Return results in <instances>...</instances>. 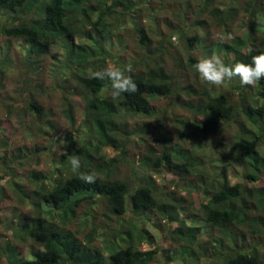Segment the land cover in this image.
Listing matches in <instances>:
<instances>
[{"label":"trees","instance_id":"trees-1","mask_svg":"<svg viewBox=\"0 0 264 264\" xmlns=\"http://www.w3.org/2000/svg\"><path fill=\"white\" fill-rule=\"evenodd\" d=\"M140 12H148L145 23L139 22ZM197 13L200 20L183 24V17ZM153 17L164 29L152 26ZM116 21L133 25L130 55L120 36L114 38ZM192 29L196 31L190 36ZM214 30L220 39L213 38ZM175 35L178 59L170 54ZM0 37L7 40L0 47L1 82L18 68L13 43L22 42L26 51L20 98L3 92L0 106L6 101L23 104L24 115L42 133L56 131L58 124L52 121L51 94L40 74L58 39H67L68 57L76 66L70 75L61 72V81L56 77L52 86L70 122L66 145L40 149L9 144L7 154L0 153V183L8 178L9 188L30 214L29 221L25 213L0 216V264H264V187L259 185L264 177V80L245 86L234 77L226 82L227 90L214 95L197 80L183 82L179 74L186 65L195 71L200 59L213 54L234 65L251 63L253 56L264 53V0H0ZM128 64L139 88L135 94L113 100L102 91L110 81L90 76V71ZM72 76L78 84L68 88ZM149 134L159 136V148L148 144ZM222 144L236 146L234 153L221 149L216 154ZM109 148L118 153L112 157ZM141 149L137 165L129 154ZM47 150L50 171L31 170ZM80 150L86 157L97 156L89 167L81 160L80 169L95 172V183L83 182L71 170L68 156H81ZM127 161L136 176L149 177L147 185L135 190L115 177L120 162ZM239 162L247 169L245 181L232 184L228 170ZM163 171L171 178L157 183L153 176ZM170 186L204 198L200 212L191 214L200 222L196 233L174 227L177 222L168 219L179 208L168 199L176 194ZM6 189L0 185L2 200ZM175 199L187 205L184 197ZM128 209L139 218L157 211L169 221L160 232L161 244L141 247L152 241L134 220L124 221ZM100 211L108 224L97 225ZM112 215L118 217L114 230L109 229ZM86 232L87 242L81 240ZM25 244L33 247L31 259L25 258Z\"/></svg>","mask_w":264,"mask_h":264},{"label":"rangeland","instance_id":"rangeland-1","mask_svg":"<svg viewBox=\"0 0 264 264\" xmlns=\"http://www.w3.org/2000/svg\"><path fill=\"white\" fill-rule=\"evenodd\" d=\"M121 9L125 8L123 5L119 6ZM148 12H140L138 14V18H139V22L140 23H145V17L146 14ZM150 14H152V12H150ZM148 16V15H147ZM160 17V16H159ZM158 18V17H157ZM156 17H153L152 20V26L153 27H158L160 26L161 28L164 29L165 25L162 24L159 20H157ZM201 16L198 15L197 13V17L195 16H186V19H184V17L182 18V22L183 24L187 25V26H192L194 23H196V21L200 20ZM133 22V20H132ZM116 27V28H115ZM133 25H130L129 27H126L125 25H119L118 22L116 21L114 26H113V32L115 33V39L118 38L117 35L120 36L119 40L123 43L124 46H127V50H128V55L131 54V50H132V44L130 42V37L133 35V30H132ZM165 30L167 31V29L165 28ZM193 30V29H192ZM190 30V36L194 35L196 29H194L193 31ZM202 33L204 32L202 29H199ZM213 33V38L215 39H220V37L217 35V33L214 31H212ZM237 33V32H236ZM235 33V34H236ZM226 38V37H223ZM127 40H129V43L127 44ZM173 44H174V48L170 49V54L174 59H178L179 56L176 52V47H178L179 45V38L175 35L172 38ZM7 43V40L3 37H0V47H4ZM24 44L22 42H14L12 45V56L16 57L17 59V65L18 68L17 69H13L12 71H8L6 75H4V80L3 82L0 81V87L2 85H4V89L0 88V94L3 93L4 96L5 95H10V96H14V100L19 99L20 95L22 93V90L25 86V78L21 75V67L23 64H21V60L22 58L25 56L26 51H23ZM129 46V48H128ZM70 45L68 44L67 39L65 38H60L56 41V43H54L49 51V55L47 57V61L45 62L44 65V69L43 72L40 73L41 77H44L43 79V86H45V90L47 91V93L51 94V102L50 105L53 108V116H52V121L57 124V129L56 131L52 132H40V130L38 129L37 126H34L30 123V119L29 117L24 115V105L21 103H14V102H7L6 104H2L0 106V117L3 118L2 123H0V153L1 154H7V152L9 150H5V147H8L9 144L11 146L15 145V146H22V145H27L29 148L34 147V146H38L40 149H43L44 147H48L53 145V148H57V146H61L62 145L59 143L60 139L65 140L68 137V133H70V131L68 130L70 127V122L68 120V118L62 113L60 107H59V100H60V95L57 94L56 91L52 90L53 89V81L56 79V77H60V81H61V72H67L68 75L71 74L72 69H75L76 66L73 65L71 63V61L69 60V49H70ZM124 51V50H123ZM116 53V52H115ZM197 55L201 58L204 56L203 53L199 52L197 53ZM224 55V54H222ZM224 62L226 63V59H224V57H222ZM184 59H186V54L184 56ZM174 63L176 65H179V63L177 62V60L174 61ZM180 67L178 66V69ZM180 73L181 75L184 76V78L182 79L183 82H188L189 80H194V82L197 80L198 82H200L201 84H199L200 86H206L207 90L211 92V94H220L223 93L225 90L228 89V85L225 83L222 87L220 88H215L212 87L206 83H204L198 73L196 71H192L188 68V66H184L182 69L180 68ZM196 72V73H195ZM65 75H67L66 73H64ZM73 77V78H72ZM70 78V82H69V86L68 88H72L74 85L78 84V79L74 76H72ZM198 77V78H197ZM197 78V79H196ZM201 86V87H202ZM7 105H9V107H7ZM76 117L81 120V115L80 113L77 111L76 112ZM199 120L198 118H193V120ZM134 120L131 121V124H134ZM172 128L174 126V124H171ZM71 136L74 137L75 133H71ZM175 136V133L172 135ZM150 137V141H149V145H153L156 148H159V136L157 134L151 135L149 134ZM53 148H51L53 150ZM153 148V147H152ZM221 149H225V151H227V154H233L234 153V149H236V146L234 147H226L225 145L222 144V146H219V148L216 151V154H218V152ZM117 150V149H115ZM112 150L111 148H109L108 150H106V152L108 154H110L112 157L115 156V154L118 153V151ZM159 150V152H161V149H157V151ZM143 152V149H141L139 152L136 151H132L129 155H134L135 159H136V164L139 165L140 164V160H139V156L140 154ZM208 153L209 150H207ZM79 153L81 154V160H83L82 162L84 166H90L91 164L94 163V161L96 160L95 154H92L90 157H86L85 155L89 154H85L83 151H79ZM84 153V154H83ZM204 154V153H203ZM207 154V153H205ZM60 155V154H57ZM52 155L50 154V151H44V153H42V158L40 160V164L37 163H33L31 164V166H29V168L31 170H46V171H50V167H51V160ZM209 157H205L204 159L207 160ZM203 169L205 170V172H210L208 171V169H206V166L203 167ZM246 167L241 163H234L233 165L230 166L229 170H228V175H229V179L231 180L232 184H236V183H242L245 181V174H246ZM22 172V171H19ZM144 175V173H140L138 176L135 175V167L132 165V163H130L129 161L127 162H120V167L119 170L117 171L116 174V178H119L121 180L126 181L128 184H130L132 186L133 189L136 190L137 187H141L144 185L148 184L147 179L149 178L148 176L142 178ZM153 178H155V181L158 183H162L165 182L164 180L167 179L169 180L171 178V176H167L166 173L160 172L156 175L153 176ZM189 179H193L192 177H188L187 180ZM0 185H2L3 187H6L8 189L5 190V195L6 198H4L2 201H0V216L2 218H6L7 216L10 215V213L13 211V213L19 214V213H25V215H27L26 221H29L30 219V214L26 213V207L24 204L21 203L19 196L11 189L9 188L8 185V178H6L5 180H3ZM259 185L262 187H264V177L260 179L259 181ZM170 190L171 191H175L176 194L175 196H182L184 197V199L186 200V204L182 206L181 201H178L177 199H175V196H173V198H168L171 201H173L174 205L177 204L179 206V208H175L173 209L174 213H168V219L170 217H173L174 220L177 222V224L174 225V227L177 226H184L185 228H187V233H196L195 228L197 226H199L200 222L194 221L193 217L191 216L192 213L196 214L200 212V207L204 202V198L201 196L196 195V193L194 192H189L185 189L182 190L180 188L177 187H172L170 186ZM169 190V191H170ZM165 203V202H163ZM190 205V206H189ZM192 206V207H191ZM180 208H183L180 209ZM105 212L104 211H100V214L97 215V225H105L109 223V220L105 219L106 217H104ZM110 217V215H109ZM199 220L201 218L196 217ZM112 220L113 223L110 222V226L109 229L110 230H114L115 228H117V221H118V217L113 216L112 215ZM134 220V222L137 225L138 231H145L147 232V235L150 237L152 244H147L144 243L141 247L143 249H150V248H154L155 246L161 244V234L160 232L167 227L168 224V220H164V218L162 216H160L157 211H153V213H151L149 215V217H143V218H139L136 217V215L131 211V209H128L126 215L124 216V221H131ZM5 223H7V221L5 220ZM78 226H74V229H77ZM73 229V230H74ZM88 232H86L85 234L81 235V240L87 242V239H85V237L87 236ZM15 244V239L13 238L11 241V244ZM27 244V243H26ZM23 245L25 247V258L26 259H31V251L33 250V247H31L30 245ZM170 246V244H166L164 245V247H168ZM201 258V257H200ZM6 264V263H3Z\"/></svg>","mask_w":264,"mask_h":264},{"label":"clouds","instance_id":"clouds-1","mask_svg":"<svg viewBox=\"0 0 264 264\" xmlns=\"http://www.w3.org/2000/svg\"><path fill=\"white\" fill-rule=\"evenodd\" d=\"M194 68L204 83L215 88L222 87L234 77H239L242 85L255 86L259 81L264 80V53L253 56L251 63L238 62L234 65L226 64L222 57L213 54L200 59ZM133 70L131 64L123 68L109 65L100 70L90 71V76L101 81H110V87L102 89V91L107 92L113 100H116L122 94L131 95L138 92V85L131 75ZM59 143L62 146L66 145V141L63 139H60ZM68 161L71 170L74 173H79V179L85 183L96 182L98 177L95 172L80 171L82 165L78 154L73 152L68 156Z\"/></svg>","mask_w":264,"mask_h":264}]
</instances>
